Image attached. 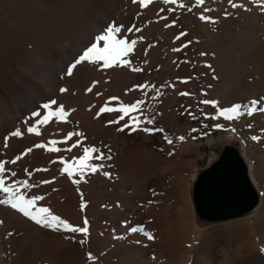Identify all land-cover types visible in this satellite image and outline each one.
<instances>
[{
	"label": "bare ground",
	"instance_id": "6f19581e",
	"mask_svg": "<svg viewBox=\"0 0 264 264\" xmlns=\"http://www.w3.org/2000/svg\"><path fill=\"white\" fill-rule=\"evenodd\" d=\"M138 4L136 2L135 6ZM137 9L138 6L135 10ZM131 10H134L133 6ZM93 12L101 13L102 11L99 7H96ZM110 17L111 13H105L101 19L103 22H108L111 19ZM86 25L94 28L97 23L92 22L91 19H86L80 34L85 30ZM248 31L241 32L246 35L242 45L240 44L242 51L249 47L250 41L253 39L252 33H250V30ZM162 33H165V31ZM80 34L71 36L72 33H69L64 45L44 52L45 57L42 58L44 66H50L52 69L59 66L57 72L51 76L50 81L44 78H33L35 75L32 78L27 77L17 81H0V163L5 165V171L0 173V176L5 180L6 186L10 185L15 189H19L26 199H31L34 196L43 197V199L36 202L32 209L33 212L42 207L48 208L51 215L59 216L72 226H86L88 232L86 234L73 232L63 228V226H43L35 223V221L9 205L0 204V264H23L24 250L27 249L26 247L29 244L39 248L41 258L42 256L47 258V264H163L160 262L161 260L151 259L148 256L156 254L157 251L152 253L150 249L159 245L156 244V238L161 234L163 228L170 230L173 224L181 226V234L189 238L195 250V256L191 264H264V251H262L264 249V238L262 237V234H264V203L261 192L264 193V190H262L264 189V179L260 176V184L257 181L261 188L260 191L252 167L254 165H251L246 156L247 151H250L249 149L254 145V140L262 139L264 141V111L261 110L264 109V99H262L264 98V84L258 80L260 77L256 78L264 76V61L250 68L249 72L255 78L247 85H244L245 78L242 75L243 77L241 76L242 78L239 79L238 83H230V86L221 91L216 90L213 94V101H216L219 111L240 105V115L231 120L233 129L240 133L244 144L235 133H230L225 138L226 142L223 145H232L237 148L248 167L250 178L260 197L258 206L249 214L218 222L216 225L250 218L260 212L262 205L263 209L256 216V219L241 221L229 225L225 229L208 231L203 234L201 230L195 229L193 226L192 210L188 198V201L184 198L181 209L176 211L179 220L172 222L169 221L170 216L175 211H157L156 202H150L152 193L159 190V185H164L166 177L164 176L165 172L158 168L161 163L158 165L155 163L160 161L161 156L159 154L158 156V152L156 153V150L148 145L152 139L147 134L148 131L143 134L145 143L128 142L126 138L121 140L115 127L109 121H105L101 115V108L105 106L115 109L121 104L130 106L139 102V108L130 113L131 117H136L139 121L138 124H134L136 128L148 129V125L157 120L156 114H160L162 120L172 117L177 123L178 111L184 109L185 105H188L192 100L186 101L185 96L181 95V93L186 92L183 90L186 79L185 75L183 76L179 72V60H177V54L174 53L175 50L171 52L169 58H163V53L161 54L160 49H158L156 59L146 58V60L142 58L143 56L137 55L134 58L131 57L129 63L121 68L117 66L110 67L112 73L109 70L108 77L113 87L110 94L105 97L106 99L104 98L106 101L104 100L96 106L97 118L90 122V120L82 118L84 113H81V110L76 112L75 109L77 107L80 109V106L85 105L86 88L90 83L99 82L100 78H104L107 70L97 64L91 67L89 60L82 61L72 68L71 75L74 77V82L62 71L66 61H74V58L77 57L76 51L88 43L87 40H82ZM162 38L158 40L161 41ZM172 40L174 39L172 38ZM101 43L104 42L101 41ZM225 46L222 47L225 48ZM227 47L229 48L228 45ZM225 52L228 54L229 49L221 51L219 47L214 48L210 54L214 55L215 59L211 57V62L216 61L217 58L225 57L226 64L230 66L231 71H235L237 62H230L231 56H226ZM139 53L143 54L141 50ZM134 54H136V51ZM216 63L219 62L216 61ZM134 69H139V71H134ZM211 69L215 78L221 80L224 76L223 68L214 65ZM258 70L260 73L257 72ZM92 85L94 86L95 83ZM61 89H66V91L62 92ZM73 91L77 92L76 95L73 94ZM90 95L92 94L90 93ZM112 97L118 99L112 100ZM52 100L57 103L50 105V108L43 107L45 104H50ZM253 100H259L260 103L253 106L251 104ZM61 105L68 113L64 120L53 116L47 124L39 123L48 115L49 111L55 112ZM253 107L257 110L252 114H248ZM34 112L38 115L33 116ZM28 127H38L40 134L27 132ZM95 128H97V131ZM17 129L21 131L22 135L19 137L12 136L11 133ZM94 129L96 132L101 130L107 133L106 136L109 134L110 142L108 146H103L104 144L101 146L102 143L99 141V137L93 133ZM77 133L80 135H77ZM69 134H71V138H69ZM186 134V131L181 133L183 137ZM5 137H7L6 147L4 146ZM167 139H170V137H167ZM52 140L57 141L55 147L60 149L59 151L48 150L53 147L50 143ZM41 144L44 147H36V145ZM169 144L172 145V143ZM185 144L183 145L186 146ZM173 145L175 146L176 143ZM85 148H98L99 153L93 154L91 152V159L87 161L89 167L81 169L79 161L84 155ZM29 149L31 151H28ZM221 152L220 149L216 148L211 157L208 158V162L204 163L205 165L200 172L206 170L209 167L208 164L210 165L219 160ZM249 153L252 155L253 152L250 151ZM100 155L105 158L98 159L97 157ZM149 155L158 156V160L152 161ZM18 156L21 158L16 160ZM13 160L16 162L12 163ZM164 160L166 161V159ZM99 162H101L100 166ZM140 164H143V167L137 169L136 167ZM66 165L72 166L73 174L71 176L62 171ZM92 167H95L97 171H91ZM161 169L163 168L161 167ZM12 172H15L16 175L12 176ZM199 173L191 181L194 180L195 182ZM128 174L133 176L129 178L127 184L122 182L124 185L120 186L118 181L115 182L117 177L121 176L123 178ZM24 182L33 186L25 188L23 186ZM99 185L108 198H120L123 199L124 203L121 211L114 210L111 207V202L110 205L108 203L101 204L102 206L95 215L96 220L91 221L83 215L84 208L80 211L79 206L81 202L89 205L90 199ZM193 185L191 188L192 201ZM48 190H51V192L47 193ZM181 198L183 199V197ZM192 205L194 208L193 202ZM195 210L194 215L196 216L197 212ZM85 219L88 221L87 225L84 224ZM134 228L137 230L132 231ZM8 233H11V235H8ZM145 233L151 234L153 238L148 239ZM214 236L217 238L216 243L221 247L222 256L218 255L216 252L218 246L213 243L209 245L206 259L198 258L197 255H199L204 241ZM161 242L163 243V240ZM87 243H90V245L86 248ZM36 250L38 249L36 248ZM92 252L98 256L96 259L93 258Z\"/></svg>",
	"mask_w": 264,
	"mask_h": 264
},
{
	"label": "rangeland",
	"instance_id": "374dc122",
	"mask_svg": "<svg viewBox=\"0 0 264 264\" xmlns=\"http://www.w3.org/2000/svg\"><path fill=\"white\" fill-rule=\"evenodd\" d=\"M136 2L139 4L135 6ZM136 2H133V0H0V81H17L27 77L32 78L33 75H35L33 78H44L45 80L50 81L51 76L53 73L57 72L59 66L56 67V69H52L50 66H44L42 64V58L45 57L44 52L49 49L53 50L62 44L64 45L69 33H72L71 36L78 33L80 34L86 19H91V21L96 22L97 25H95L94 28L86 25L85 30L80 34V37L82 40H87L88 43L86 46H83L82 48L80 47V49L76 51L77 57L74 58V61H66L65 67L62 70L72 81L74 80V77L73 75L68 74V68L75 64L80 56L83 55L84 51L91 47L93 43H97L96 37L104 35L105 30L109 26L114 25L121 27V32L116 34L117 39H125L129 43L132 40L136 41L132 52L127 56L122 57V60H127L129 62V59H132L131 57L134 58V56L137 55L141 57L143 56V59H156V52L159 51L158 49H160L161 54L163 53V58H169L168 56L171 55V52H174V49H178V51H175L174 53L178 56L179 72H181L183 76L185 75L184 77L186 79L184 81L183 90L186 91L185 93L189 94L184 96L186 101L190 99L192 101L188 103V105L186 104L184 109L178 111L177 123L172 117L162 120L160 114H156L157 120L148 125L147 134L152 138L148 145L153 147L156 150V153L158 152L157 155L159 154L161 156L159 162L156 161L158 160L159 155H149V158L154 162L156 161L155 163H157V165L161 163V166L158 165V168L165 172L164 176L166 177H164L165 186L159 185V190L152 193V200H150V202H156L155 205L158 206L157 211H175L173 215L170 216L169 221L172 222L174 220H179L176 211L181 209L183 200H187L188 198L192 210L193 226L195 229L197 228L201 230V233L203 234L208 231L225 229L229 225L241 221L256 219V216L262 211L264 204L262 205L260 212L255 216L243 220L238 219L239 221L235 220L218 226L216 224L222 221L205 220L197 215L196 212L195 216V207L193 208L192 205L194 200L192 201L191 199V188L194 180H191L201 171L216 148L220 149V152L222 151L225 146L223 144L226 142L225 138H227L228 134L235 133L243 142L240 133L233 129L232 120L217 115L219 112L217 104H204L201 101H213V94L216 90L221 91L233 83H238L240 81L239 79L243 76L245 78V82H243L244 85H247L248 82L254 80L255 77L249 72L250 68L254 67L257 63L261 64L264 61V0H232L231 3H229V0H204L202 5H197L196 0H176V3L169 2V4L164 3L163 0H152L151 3L144 7L140 5L139 0H136ZM182 4L184 5L183 7L180 6ZM233 5H235V7ZM132 6L134 9L133 11L131 10ZM137 6L138 9L135 10ZM96 7H99L102 12L94 13L93 9ZM105 13H111V19L108 22H103L101 19L102 15ZM201 15L209 19L202 20L200 19ZM129 28H132L133 30L126 31V29ZM137 28L139 31L136 30ZM163 29L165 33H162L164 32ZM244 30H250L253 39L250 41L249 47L246 48L245 51L244 49L242 51L241 45L246 35L241 32ZM141 37H143V39H141ZM160 37L164 38H162V40H166H158L161 39ZM169 38L171 40L173 38L174 40L171 42V40H168ZM172 43H175L176 46ZM103 45L104 43L99 42L97 46L102 48ZM223 45H226L225 48L222 47ZM216 47H219L221 51L229 49V53L227 54L225 52V54L226 56H231L230 62H237V68L235 71H231L230 66L226 64L225 57L217 58L216 61L219 63L215 64L216 61L211 62V57L215 59V56H212L210 53ZM140 50L143 54L139 53ZM135 51L136 54H134ZM25 61H27L26 64H24ZM89 62L91 63V67H93L94 64H97L107 70V74L104 78H100L99 82H94V86L92 85L94 83H90V86L88 85L86 88V96L84 98L85 105L82 107L80 106V109L78 107L76 109L74 108L76 112L81 110L80 112L84 113L82 118L88 121L90 120L91 122V120L97 118V112L95 111L96 106L98 103H101L106 99L105 97L110 94L113 87V84L108 77L109 70L110 73H112L113 67L117 66L121 68L126 64L120 63L113 65L112 68H105L103 66V61L89 60ZM142 65H144V63H142ZM214 65L223 68L224 76H222L221 80H217L213 75L211 67ZM257 72L260 73L259 70ZM43 73L45 74L43 75ZM259 77L260 79H258ZM256 78L264 84V76H258ZM90 88L91 91H89ZM243 88L245 87L243 86ZM73 92V94L76 95L77 92ZM90 93L92 95H90ZM101 115L105 121L111 122V125L115 127L121 140L126 138L128 142H146L143 138L145 130L143 128H136L135 125L132 124V121L129 118L130 114L129 116H125L122 120L119 119L122 113L118 111H104ZM212 117L217 118L213 119ZM114 121L119 122L114 123ZM125 125H129V127H125ZM216 125H220L221 127H216ZM133 128H135V130H133ZM95 129L97 131V128ZM95 129L93 133L99 137V141L102 143L101 146L103 144V146H108L110 142L108 138L109 134L106 136L107 133L102 132L101 130L96 132ZM185 131L187 134L184 135V139H179L180 137H183L181 133H185ZM167 137H170V139H167ZM169 140L172 145L169 144ZM175 143L176 145L174 146L173 144ZM181 146L183 147L182 149ZM98 148L95 149L97 150ZM249 150L253 152L252 155L254 157L250 155V151H247L246 156L251 165H254L252 166L256 177L254 178L255 180L257 179L256 182L258 181L260 184V176L264 179V141L262 139L254 140V145ZM97 153H99V149L98 151L93 152V154ZM128 154L129 152L126 155L128 156ZM164 159H166L167 162ZM212 164H208V166H211ZM100 165L101 162H99V166ZM141 167H143V164H140L136 168L138 169ZM161 167L163 169H161ZM203 172L204 171L199 173L194 182L192 197L196 181ZM127 176L123 178L121 176V178L117 177L115 182L118 181L120 186L125 183L127 184L129 178L133 175L129 176L128 174ZM140 176L141 174L139 177ZM182 180L184 181L183 184ZM122 182H124V184ZM49 192H51V190H48L47 193ZM261 192L263 194L264 203V193L263 191ZM4 196L5 194L0 193V199H3ZM181 197H183V199ZM110 202L112 203L111 207H113L114 210L121 211L124 203L123 199L108 198L105 191L99 185L96 192L91 197L89 205H85V203L81 202L79 210L82 211L84 208V211H82V213H84L83 215L86 218H89V220L95 221L96 212L102 206L101 204H109ZM250 212L246 214H249ZM180 227L179 224H173L170 230L163 228V233L161 232L156 238V244L159 245L150 249L152 253L157 251L156 254H150L148 257L151 259L156 258L159 261L161 260L160 262L163 264H191L192 259L195 256V250L193 249L189 238L181 234ZM262 237L264 238V234H262ZM162 240L163 243L161 242ZM216 240L217 238L214 236L211 239L204 241L199 251L200 256L197 255L198 258L201 257L202 259H206L209 245L216 243ZM89 245L90 243H87L86 248ZM29 246L24 250L23 264L48 263L47 258L43 256L42 258L45 259L43 260L41 258L40 250L37 246L33 244H29ZM36 248L39 251L36 250ZM216 252L220 257L223 254L220 246H218ZM92 256L95 259L98 257L96 254H93Z\"/></svg>",
	"mask_w": 264,
	"mask_h": 264
},
{
	"label": "snow or ice",
	"instance_id": "6c2138e0",
	"mask_svg": "<svg viewBox=\"0 0 264 264\" xmlns=\"http://www.w3.org/2000/svg\"><path fill=\"white\" fill-rule=\"evenodd\" d=\"M133 2H136V0H133ZM140 5L142 7L147 6V4L151 3L152 0H139ZM164 3H176V0H163ZM232 0H229V3H231ZM204 3V0H196L197 5H202ZM184 5H181L183 7ZM235 7V5H233ZM200 19L206 20L209 19L203 15L200 16ZM214 22V21H213ZM168 26V25H166ZM132 28L126 29V31H132ZM139 31V29H136ZM121 32V27L117 26H109L105 30L104 35H99L96 37L97 43H93L91 47H89L86 51H84L83 55L80 56V58L68 68V74L70 75L72 72V68L76 66V64L81 63L82 61L85 60H94V61H103V66L105 68L107 67H112L113 65H117L120 63L123 64H128L129 62L127 60H122V57L127 56L129 53L132 52L134 45L136 44L135 40H132L130 43L125 40V39H117L116 34ZM178 38V37H177ZM143 39V37H141ZM104 42L103 47H98L99 42ZM175 51H178V49H174ZM134 71H139V69H134ZM61 91H66V89H61ZM91 91V89H89ZM181 95H189L188 93H181ZM112 100H117L118 98L112 97ZM264 99V98H262ZM204 104H216V101H210V100H203L201 101ZM57 102L55 100H52L50 104H45L43 105L44 108H50V105H55ZM260 103L259 100H253L251 101V104L255 106L256 104ZM140 106V103L137 102L132 105H123L121 104L118 108L113 109L109 108L107 106L101 108V112L104 111H118L122 113V115L119 117L120 120L124 119L125 116H129L130 113L136 111ZM240 105H236L230 109H224L218 112V116H223L226 119H233L235 116L240 115L239 112ZM257 109L253 107L250 109L248 114H252V112L256 111ZM264 111V109H261ZM33 116H37L38 113H33ZM68 113L65 111L64 107L61 105L57 108L55 112L49 111L48 115L45 116L41 121H39L40 124H47L50 120L51 117L55 116L58 119L64 120L67 117ZM130 120L132 121V124H138L139 121L137 120L136 117H129ZM213 119L217 117H212ZM114 122H119V121H114ZM111 123V122H110ZM125 127H129V125H125ZM216 127H221L220 125H216ZM123 130V129H119ZM135 130V128H133ZM145 131H148V129H144ZM195 131V130H193ZM27 132L29 133H35L37 135L40 134L38 127H28ZM12 136L19 137L22 135L21 131L17 129L16 131L11 133ZM77 135H80L77 133ZM69 138H71V134H69ZM179 139L183 140L184 137H180ZM255 139V137H254ZM171 143V141H168ZM53 147L49 148V151H59L60 149L56 148L55 145L57 141L52 140L50 142ZM5 147L7 146V137H5ZM36 147H44V145H36ZM28 151H31L29 149ZM97 151L96 149H84V155L79 161V167L81 169L89 167L87 164V161L91 159L90 153ZM21 157H16V160L20 159ZM98 159H104L105 157L103 155H100L97 157ZM110 158V157H108ZM16 161L13 160L12 163H15ZM72 166L71 165H66L63 168V172H67L69 176H71L72 173ZM5 171V165L3 163H0V173H4ZM91 171L95 172L97 169L95 167L91 168ZM12 176H15L16 173L12 172ZM23 186L25 188L32 187L33 185H29L27 182H24ZM0 193L5 194L3 199H0V204L4 205H9L11 208L18 210L20 213H22L24 216L29 217L35 223L47 226V227H59L63 226V228L73 231V232H81V233H87L88 228L85 227H79V226H72L71 224L67 223L66 221L62 220L59 216L51 215L50 210L48 208H39L36 209L35 212L32 211L34 205L36 204L37 201L43 199L41 196H34L31 199H26L25 195L20 193L19 189H15L12 186H6L5 180L3 179L2 176H0ZM88 221L85 219L84 224L87 225ZM137 229H132V231H136ZM142 230V229H141ZM8 235H11V233H8ZM145 235L148 236V239H152L153 237L149 233H145ZM264 251V249H262Z\"/></svg>",
	"mask_w": 264,
	"mask_h": 264
},
{
	"label": "water",
	"instance_id": "95a60500",
	"mask_svg": "<svg viewBox=\"0 0 264 264\" xmlns=\"http://www.w3.org/2000/svg\"><path fill=\"white\" fill-rule=\"evenodd\" d=\"M197 215L209 221L229 220L254 210L259 194L248 167L234 146L200 174L193 191Z\"/></svg>",
	"mask_w": 264,
	"mask_h": 264
}]
</instances>
